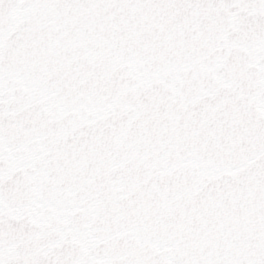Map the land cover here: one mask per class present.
Segmentation results:
<instances>
[{"label": "snow or ice", "instance_id": "6c2138e0", "mask_svg": "<svg viewBox=\"0 0 264 264\" xmlns=\"http://www.w3.org/2000/svg\"><path fill=\"white\" fill-rule=\"evenodd\" d=\"M0 264H264V0H0Z\"/></svg>", "mask_w": 264, "mask_h": 264}]
</instances>
